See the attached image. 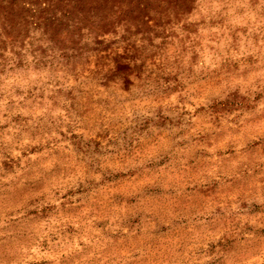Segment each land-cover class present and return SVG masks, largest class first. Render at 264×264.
<instances>
[{
    "label": "rangeland",
    "instance_id": "rangeland-1",
    "mask_svg": "<svg viewBox=\"0 0 264 264\" xmlns=\"http://www.w3.org/2000/svg\"><path fill=\"white\" fill-rule=\"evenodd\" d=\"M0 264H264V0H0Z\"/></svg>",
    "mask_w": 264,
    "mask_h": 264
}]
</instances>
